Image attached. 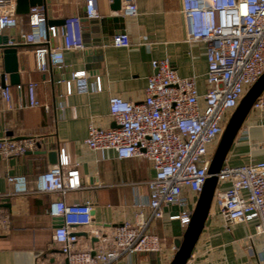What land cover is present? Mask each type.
Returning a JSON list of instances; mask_svg holds the SVG:
<instances>
[{
    "label": "built area",
    "instance_id": "obj_1",
    "mask_svg": "<svg viewBox=\"0 0 264 264\" xmlns=\"http://www.w3.org/2000/svg\"><path fill=\"white\" fill-rule=\"evenodd\" d=\"M120 1L123 16L137 15L136 0ZM15 9L16 0H0V35L19 25L22 16ZM43 10L42 6H31L27 15L29 31L19 34L21 42L36 46L35 64L40 71L62 68L64 50L83 49L82 18L99 17L98 0H84L83 15L64 18L61 26L47 24ZM181 13L186 41L206 45L205 92H198L196 75L182 77L168 58L153 59L143 100L110 96L109 116L115 126L101 128L90 121L83 140L91 150L113 149L119 159L140 157L150 162L154 175L146 182L147 199L135 201L136 219L117 224L110 238L92 229L97 243L80 247L74 228L93 225V207L88 200H65L68 192L82 187L79 163L71 162L61 149L58 162L36 178L38 192L58 194L50 215L60 217L62 223L55 228L53 240L61 245L67 264H110L123 254L149 256V252H157L159 263L168 264L174 246L167 256L161 239L149 227L170 206L176 212L168 215L169 220H177L183 228L189 223L224 126L246 90L264 72V0H181ZM59 37L61 44H52ZM111 44L129 46L128 34H113ZM71 79L77 81L78 92L87 90L84 70L73 72ZM96 81V90H100ZM65 86L66 94H71L70 81ZM15 87L18 91L23 88L21 84ZM36 87V82L27 84V100L20 108L42 105L49 109L37 99ZM0 96L10 104L7 84L0 86ZM251 109L264 112V89ZM38 143L36 137L3 138L0 155H23L37 148ZM216 175L211 206H217L225 223L255 219V233L264 237V160L240 165L225 161ZM8 181L14 193L26 192L24 176H10ZM144 210L148 211L146 217ZM190 260L191 256L186 264ZM141 264L152 263L147 259Z\"/></svg>",
    "mask_w": 264,
    "mask_h": 264
},
{
    "label": "crops",
    "instance_id": "obj_2",
    "mask_svg": "<svg viewBox=\"0 0 264 264\" xmlns=\"http://www.w3.org/2000/svg\"><path fill=\"white\" fill-rule=\"evenodd\" d=\"M111 3L112 0H98L99 17L82 19L84 48L64 50L62 68L37 70L36 46L13 41L21 44L17 56L19 84L23 88L18 91L5 75L11 101L8 104L0 96V140L36 137L41 146L19 156L0 155V264H66L61 245L53 240L58 220L50 215L58 194L36 190L37 176L51 165L47 156L37 151L57 150L61 154L62 149L71 162L79 163L82 187L68 192L65 200L90 201L93 225L74 230L80 233V247H92L97 243L92 229L101 230L102 235L110 238L117 224L136 219L135 201L147 199L146 182L154 170L144 158L119 159L113 149L87 148L83 140L89 122L101 128L115 126L108 109L112 95L134 102L143 100L153 59L168 58L182 77L196 75L198 92H205L206 45L202 41H186L181 0H136L137 15L132 17L112 11ZM83 8L84 0H47L43 11L47 18L58 20L80 16ZM27 21L28 16H22L16 28L1 35L19 37L21 32L29 31ZM120 32L128 34L129 46L111 44L113 34ZM52 44L60 45L61 38H55ZM80 70L85 71V92H78L77 81L71 79V74ZM96 78L100 90H96ZM67 81L72 88L69 95ZM29 82L37 83V99L47 104L48 110L42 105L19 107L27 100ZM262 160L264 112L251 109L226 163L240 165ZM10 176H24L26 192L14 193L8 181ZM164 212L162 218L152 222L149 231L159 236L168 256L172 253V239L185 228L177 220L168 219L169 214L176 212L175 207L165 208ZM143 215L146 217L148 211L144 210ZM255 223V219L225 223L217 206H211L190 264H264V237L255 233ZM147 259L151 262L149 256L123 254L110 264H141Z\"/></svg>",
    "mask_w": 264,
    "mask_h": 264
},
{
    "label": "water",
    "instance_id": "obj_3",
    "mask_svg": "<svg viewBox=\"0 0 264 264\" xmlns=\"http://www.w3.org/2000/svg\"><path fill=\"white\" fill-rule=\"evenodd\" d=\"M47 0H16L15 12L17 15H28L31 6L39 5L46 7ZM111 10L118 13L121 9L120 0H112ZM83 12H81V15ZM47 18V16H46ZM115 18V17H114ZM83 19V18H82ZM117 19V18H116ZM64 23V18L52 20L47 18V24L61 26ZM116 34V33H115ZM17 40L21 41L19 37H9V35H0V55L2 58V72H0V86L6 84L5 75L9 77V84L16 85L20 83L19 64L17 56V48L21 44H10ZM264 89V72L255 80V82L246 90L238 105L235 107L229 116L216 149L213 153L210 165L208 167V176L204 181L202 189L196 200L189 223L186 225L183 233L172 239V244L175 252L168 262V264H186L187 260L192 255L199 236L204 228L206 219L208 217L213 195L217 186V173L227 159L229 150L235 140V137L241 128L246 116L248 115L254 101L261 94ZM38 144V148H40ZM40 154L47 156L49 164H55L59 159V152L57 150H39ZM30 153V152H28ZM58 225L62 223V219L57 217ZM80 235L79 232H75ZM84 235V234H83ZM96 239V238H95ZM150 253V252H149ZM148 253V255H149ZM156 256L158 257V253ZM67 264V260H66ZM156 264L159 263V257Z\"/></svg>",
    "mask_w": 264,
    "mask_h": 264
},
{
    "label": "rangeland",
    "instance_id": "obj_4",
    "mask_svg": "<svg viewBox=\"0 0 264 264\" xmlns=\"http://www.w3.org/2000/svg\"><path fill=\"white\" fill-rule=\"evenodd\" d=\"M26 16H23V17H26ZM149 257H150V260H151L152 264H156L157 263L158 257L156 256L155 252H150L149 253Z\"/></svg>",
    "mask_w": 264,
    "mask_h": 264
}]
</instances>
